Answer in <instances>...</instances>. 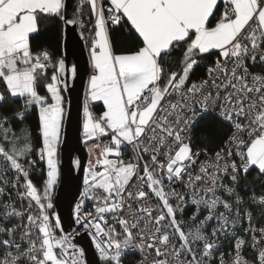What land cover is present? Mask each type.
Returning a JSON list of instances; mask_svg holds the SVG:
<instances>
[{
  "label": "snow or ice",
  "instance_id": "1",
  "mask_svg": "<svg viewBox=\"0 0 264 264\" xmlns=\"http://www.w3.org/2000/svg\"><path fill=\"white\" fill-rule=\"evenodd\" d=\"M70 7L0 0V264H264V0ZM48 23L60 45L79 29L88 52L90 158L73 161L83 189L67 220L54 198L78 66L54 58ZM32 112L38 147L14 128Z\"/></svg>",
  "mask_w": 264,
  "mask_h": 264
},
{
  "label": "water",
  "instance_id": "2",
  "mask_svg": "<svg viewBox=\"0 0 264 264\" xmlns=\"http://www.w3.org/2000/svg\"><path fill=\"white\" fill-rule=\"evenodd\" d=\"M71 7L69 14L77 6L78 0H69ZM66 62L78 66V74L74 81H70L69 90L64 94L67 98V120L62 130V144L60 146V182L57 186L54 203L57 204L59 212L64 220H67L69 212L77 200L83 179V170L73 167V161L80 159L82 165L86 164V150L82 142L83 103L87 88V62L88 52L82 41L79 40L78 29L75 31L70 27L68 39L63 44ZM67 230L68 226L65 225ZM79 244L86 249L87 258L91 261L94 257V248L90 239L82 235Z\"/></svg>",
  "mask_w": 264,
  "mask_h": 264
},
{
  "label": "trees",
  "instance_id": "3",
  "mask_svg": "<svg viewBox=\"0 0 264 264\" xmlns=\"http://www.w3.org/2000/svg\"><path fill=\"white\" fill-rule=\"evenodd\" d=\"M46 31L43 36V41L46 44V46L49 48V50L52 52L54 58H59L61 55L64 56V51H63V45H60L57 40V31H58V25L55 23H48L45 25ZM179 58V53L174 54V57L172 59V62L175 63V61ZM43 89H41V92L43 94ZM65 96V94H64ZM65 100L67 103V99L65 96ZM67 107V105H66ZM93 110L99 114L100 111H102V105L99 103H96L93 105ZM37 123H38V116L36 112H32L28 114L27 118L20 122L17 121L14 124V128L17 131V133H21V130L24 128H28L32 134H33V142H34V147L39 146V137H38V131H37ZM210 131V130H209ZM200 134L204 133V130H199ZM44 168L45 166L40 163L38 166V170L35 171L32 175L33 182L37 186H41L43 183V180L45 178L44 176ZM128 261H135V256L134 255H129L127 257Z\"/></svg>",
  "mask_w": 264,
  "mask_h": 264
},
{
  "label": "built area",
  "instance_id": "4",
  "mask_svg": "<svg viewBox=\"0 0 264 264\" xmlns=\"http://www.w3.org/2000/svg\"><path fill=\"white\" fill-rule=\"evenodd\" d=\"M86 150H87V164H88V160H89V158H90V156H89V152H88V149H87V147H86ZM82 189H83V186H82ZM80 199V196H79V198L77 199V201ZM76 201V202H77ZM75 202V203H76ZM75 203H74V205H75ZM74 205H73V207H74ZM189 211V214H190V210H188ZM89 239H90V237H88ZM90 241H91V239H90ZM130 255H134L135 256V260H137L139 257H138V254H130Z\"/></svg>",
  "mask_w": 264,
  "mask_h": 264
},
{
  "label": "bare ground",
  "instance_id": "5",
  "mask_svg": "<svg viewBox=\"0 0 264 264\" xmlns=\"http://www.w3.org/2000/svg\"><path fill=\"white\" fill-rule=\"evenodd\" d=\"M78 31H79V29H78ZM67 99V98H66ZM66 105H67V103H66ZM66 109H67V107H66ZM94 111V110H93ZM85 150H86V146H85ZM86 155H87V150H86ZM43 164V163H42ZM85 167H87V158H86V164H85ZM83 180V179H82ZM82 186H83V184L81 185V190L80 191H82ZM78 198H79V196H78ZM77 198V199H78ZM77 201V200H76ZM75 201V202H76ZM81 237V236H80ZM80 237H78L77 239H78V242H79V240H80ZM80 245V244H79ZM81 246V245H80Z\"/></svg>",
  "mask_w": 264,
  "mask_h": 264
},
{
  "label": "crops",
  "instance_id": "6",
  "mask_svg": "<svg viewBox=\"0 0 264 264\" xmlns=\"http://www.w3.org/2000/svg\"><path fill=\"white\" fill-rule=\"evenodd\" d=\"M97 103H99V102H97Z\"/></svg>",
  "mask_w": 264,
  "mask_h": 264
}]
</instances>
